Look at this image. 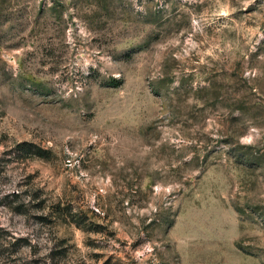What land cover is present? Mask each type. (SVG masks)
I'll use <instances>...</instances> for the list:
<instances>
[{"label": "rangeland", "instance_id": "1", "mask_svg": "<svg viewBox=\"0 0 264 264\" xmlns=\"http://www.w3.org/2000/svg\"><path fill=\"white\" fill-rule=\"evenodd\" d=\"M0 264H264V0H0Z\"/></svg>", "mask_w": 264, "mask_h": 264}, {"label": "trees", "instance_id": "2", "mask_svg": "<svg viewBox=\"0 0 264 264\" xmlns=\"http://www.w3.org/2000/svg\"><path fill=\"white\" fill-rule=\"evenodd\" d=\"M17 152L20 158H29L33 156H38V157H46L47 152L43 149H37L36 151H30L28 150V144L27 143H22L20 145H17Z\"/></svg>", "mask_w": 264, "mask_h": 264}]
</instances>
